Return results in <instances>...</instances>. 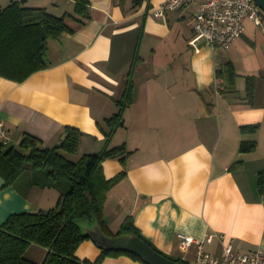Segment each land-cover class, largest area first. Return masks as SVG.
Listing matches in <instances>:
<instances>
[{
	"label": "crops",
	"instance_id": "crops-1",
	"mask_svg": "<svg viewBox=\"0 0 264 264\" xmlns=\"http://www.w3.org/2000/svg\"><path fill=\"white\" fill-rule=\"evenodd\" d=\"M88 2L90 17L83 25L68 20L74 31L47 39L45 68L21 82L0 75V122L10 145L18 147L22 135L30 133L43 147L56 146L70 126L82 135L75 153H63L67 158L76 161L100 151L105 119L117 111L115 99L123 91L146 12L133 101L111 140V146L125 144L131 153L126 176L106 194L104 221L116 232L130 216L144 237L184 264L199 263L197 244L182 249V235L199 240L216 234L204 244L215 256L222 253L220 233L237 251L264 249V190L257 187L258 173L264 171V30L244 29L227 49L199 41L195 50L188 43L193 6L157 18L150 9L162 0ZM24 4L55 16L74 14L75 7L74 0ZM226 63L233 65V84L217 77ZM249 76L254 78L250 87ZM252 124H258L255 131L241 129ZM242 141H254L256 148L241 152ZM102 167L106 178L122 169L117 158L105 159ZM59 195L55 187L33 186L23 195L4 184L0 224L12 213L52 208ZM91 222L81 221V228L94 235ZM99 253L91 237L79 244L75 256L93 261ZM100 264L143 263L120 255Z\"/></svg>",
	"mask_w": 264,
	"mask_h": 264
},
{
	"label": "trees",
	"instance_id": "trees-1",
	"mask_svg": "<svg viewBox=\"0 0 264 264\" xmlns=\"http://www.w3.org/2000/svg\"><path fill=\"white\" fill-rule=\"evenodd\" d=\"M143 0H133L140 5ZM74 14L64 13L55 16L44 7L24 4V0L11 1L0 9V75L21 82L31 73L45 68L47 39L58 38L63 32H72L68 24L73 20L81 26L88 19V0H74ZM147 10L149 6H146ZM146 12L139 30L133 58L125 78V85L119 98L115 99L117 111L105 119L107 131L105 142L100 151L86 153L76 161L64 153L72 154L77 150L82 132L77 128L65 126L67 134L60 147H43L41 140L30 133H24L18 147L0 142V177L5 186L14 185L23 195L33 186L55 187L59 198L52 208L38 211H24L10 214L0 224V264H100L107 256L127 255L144 262L130 250L105 246L101 237L93 240L100 248L95 260H80L75 256L79 244L91 235L83 232L81 221L96 218L103 237L115 238L122 233L137 235L156 252L184 264L181 259L172 258L162 252L144 237L127 216L120 229L112 232L103 218V206L107 192L126 176V159L131 153L125 144L111 146L117 129L123 126L125 109L133 101L134 72L141 61L139 55ZM233 84L235 71L231 63L217 69V77ZM253 77H247L250 87ZM250 90V88H249ZM258 124L242 126V130L255 131ZM256 148L254 141H242L239 151L248 152ZM107 158H117L122 169L116 175L106 178L102 162ZM259 192L264 190V171L257 177ZM41 252V258L35 259Z\"/></svg>",
	"mask_w": 264,
	"mask_h": 264
},
{
	"label": "built area",
	"instance_id": "built-area-1",
	"mask_svg": "<svg viewBox=\"0 0 264 264\" xmlns=\"http://www.w3.org/2000/svg\"><path fill=\"white\" fill-rule=\"evenodd\" d=\"M188 6L194 7L193 35L188 43L195 50L199 49V41L224 49L229 48L243 33V21L246 17L264 30V12L254 0H162L158 6L151 8L150 12L154 17L163 18L172 10ZM0 142L10 145V135L2 122H0ZM215 235L208 233L199 240L182 235L181 247L186 249L195 242L197 244L196 261L199 264H264V249L258 248L249 252L237 251L231 241L225 242V235L222 233L217 235L223 243L221 256L206 252L204 244L210 243Z\"/></svg>",
	"mask_w": 264,
	"mask_h": 264
},
{
	"label": "water",
	"instance_id": "water-1",
	"mask_svg": "<svg viewBox=\"0 0 264 264\" xmlns=\"http://www.w3.org/2000/svg\"><path fill=\"white\" fill-rule=\"evenodd\" d=\"M254 2L264 12V0H254ZM66 136L67 134L64 133L60 137L59 141L56 143L57 147H60L63 144ZM4 184L5 180L0 177V188H2ZM88 228L94 234L91 235L93 239L96 237H101V240L104 241L105 246L119 247L130 250L136 255H138L147 264H179L177 261L156 252L151 246H149L145 241H143L134 233L125 232L115 238L103 237L102 232L100 231V225L96 218H93L92 222L88 223ZM82 230L83 232H85L84 227L82 228Z\"/></svg>",
	"mask_w": 264,
	"mask_h": 264
},
{
	"label": "rangeland",
	"instance_id": "rangeland-1",
	"mask_svg": "<svg viewBox=\"0 0 264 264\" xmlns=\"http://www.w3.org/2000/svg\"><path fill=\"white\" fill-rule=\"evenodd\" d=\"M9 2V0H0V9H3L6 4ZM243 27L244 29H252V30H260V27L259 26H256L254 25V22L253 20L249 19L248 17H246L243 21ZM119 39L114 41V44H115V48H118L119 46V43H118ZM120 42V41H119ZM133 48V47H132ZM132 49H130L131 51ZM62 153H64L63 151H61ZM55 206V205H54ZM35 259H40L41 258V252L38 251L36 253V255L34 256Z\"/></svg>",
	"mask_w": 264,
	"mask_h": 264
}]
</instances>
